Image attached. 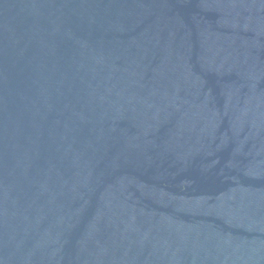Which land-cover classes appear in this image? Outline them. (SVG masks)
<instances>
[{"label": "water", "instance_id": "obj_1", "mask_svg": "<svg viewBox=\"0 0 264 264\" xmlns=\"http://www.w3.org/2000/svg\"><path fill=\"white\" fill-rule=\"evenodd\" d=\"M0 264H264V0H0Z\"/></svg>", "mask_w": 264, "mask_h": 264}]
</instances>
